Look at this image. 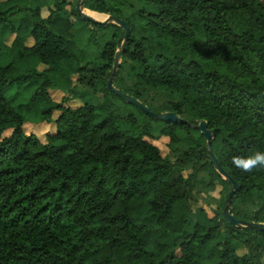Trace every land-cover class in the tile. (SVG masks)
<instances>
[{
    "label": "trees",
    "instance_id": "1",
    "mask_svg": "<svg viewBox=\"0 0 264 264\" xmlns=\"http://www.w3.org/2000/svg\"><path fill=\"white\" fill-rule=\"evenodd\" d=\"M79 1L0 0V264H264V230L224 215L231 183L194 127L208 122L211 148L239 183L232 212L264 222V167L233 164L264 151V1L145 0L158 11L141 10L137 24L121 15L127 0H85L86 12L115 15L131 29L115 85L189 122L139 109L143 127L134 114L115 115L107 85L123 28L107 23L118 29L100 62L81 63L73 15L88 20ZM145 39L169 54H151ZM16 84L25 92L18 104L8 98ZM78 87L104 104L78 105ZM43 122L56 126L46 138L25 130ZM159 136L180 146L173 159L154 143ZM218 180L229 188L212 216L195 189Z\"/></svg>",
    "mask_w": 264,
    "mask_h": 264
},
{
    "label": "rangeland",
    "instance_id": "2",
    "mask_svg": "<svg viewBox=\"0 0 264 264\" xmlns=\"http://www.w3.org/2000/svg\"><path fill=\"white\" fill-rule=\"evenodd\" d=\"M69 1H71L72 3L75 2V0H69ZM143 9H145L147 11H151V12H153V11L157 12L158 11L157 6L149 4L145 0H127L126 4L121 6V10H122L121 15H122V17L128 19L129 21L139 24V21L137 20V18L141 15L140 11ZM48 14H49V8L45 7L43 9V15L47 16ZM107 17L108 16H106L105 18H104V16L101 18L100 17H97V18H100V20L105 21ZM73 20L75 21V24H76V26L74 28L75 30L73 31L77 37L76 52H77V55L79 56V58L81 60V63L84 64V62H85V63H89L91 65L98 64L100 62L99 53H100L102 46L105 42V38H107V36L113 34L118 29L117 26L114 24H110V25L105 24L104 27H98V26H95L92 21L90 23L89 22L90 20H88V21L82 20L78 15H73ZM111 23H114V22H111ZM93 31H96L95 35H92ZM136 36L138 38H140V37L149 38L150 34L148 32H145V31H139L136 33ZM12 40H13V37L11 38V41ZM155 41L157 42V40H155ZM145 45L151 54H163V55L169 54L168 50L165 48L164 49H151L150 48L151 42L147 39H145ZM120 62H122V59ZM77 80H78L77 78H74L75 83L77 82ZM119 84H120L119 80H117L116 86L119 87ZM51 93L57 99H61L64 95L63 94L64 92L56 91V90H53ZM75 95L78 96L77 102L79 104H83L84 102H88V103L95 105V106H101L102 104H104L103 96L100 93H96L91 88L78 87L75 90ZM8 98L12 99V101L15 104H18L19 102H21L25 99V92L23 91V88L17 86V84L12 85L8 90ZM111 99L113 101V104L116 107L115 112H114L116 116H118L122 119H129L128 116L130 114H134L137 116V121H136L137 125L139 124L140 127H143L145 125L144 116H145V113H147V112L141 110V111L145 112V113H141L139 111V109H140L139 107H137L136 105H134L130 102L125 101L124 99H122L119 96L111 97ZM142 102H144L148 106L151 105L154 109H157V110H161L163 107V104H161L160 107H156V105L153 106L154 100L152 98H150V96H145V98L143 99ZM168 111H170V110H168ZM168 111H163L161 113L168 112ZM58 114H59V112L55 113L56 116ZM45 125H46V128L48 127V129L45 128ZM121 126L123 128H126V129H128V128L134 129V126H132V125H121ZM24 127H25L26 131H28L29 133L34 132L36 135H38L39 138L40 137L46 138V135L48 133L56 131V126L54 123L47 124L46 122H43L42 125L37 124V123H27ZM43 129H46V131ZM137 130H139V127H137ZM182 132H184V131H182ZM197 135H198V133H195L196 137H197ZM161 137L155 139L154 143L160 147L163 157L173 159L174 158V149H176L177 147H180V146L179 145H173V148L171 149L168 146V138L165 137L163 140V139H161ZM206 179H208V181H209V176ZM228 188L229 187L227 186V184L223 180H218L215 183V189L212 186H206L205 183L199 182L197 184L196 189H195V194L199 200V204L206 206V208L210 212V215L213 216L214 215V209L218 206H221V204L223 203V199H224L225 195L227 194ZM221 194H222V196L220 197Z\"/></svg>",
    "mask_w": 264,
    "mask_h": 264
},
{
    "label": "water",
    "instance_id": "3",
    "mask_svg": "<svg viewBox=\"0 0 264 264\" xmlns=\"http://www.w3.org/2000/svg\"><path fill=\"white\" fill-rule=\"evenodd\" d=\"M84 4H85V0H80L78 5H77V9L81 15L82 18L93 21V22H100V23H104L107 24L109 22H114L117 25L121 26L124 30V41L122 44V48L117 50L116 54H115V59H114V63H113V69H112V73L111 76L108 80V88L115 93L117 96L121 97L122 99L136 105L137 107H139L141 110L147 112L148 114L159 118L162 121H166V122H172V123H189L187 120H185L183 117L179 116L178 114H176V112L174 111H168V112H164V113H156L155 111H153L151 109L150 106H148L147 104H145L144 102H142L141 99H139L138 97H136L133 94L127 93L125 91H123L121 88L117 87L114 83V79H115V74L118 71L119 67H120V61L122 59V55H123V50L126 47V43L130 37V32L131 29L130 27L127 25V23L115 16V15H110L107 14L108 17L106 18L105 21L102 20H98L96 18H94L92 15L88 14L85 11L84 8ZM195 128L199 129L201 131V133L206 137L207 139V146H208V156L210 158V160L213 162L214 166L216 167L217 171L228 181L231 183V189L229 191V195L226 199V205L225 208L223 210L224 215L229 219V221L236 225V226H241V225H245V226H251V227H256L259 229L264 230V222L262 223H250V222H246L244 220L238 219L235 214L232 212L231 208H230V203L232 200L233 195L235 194V192L238 190L239 188V183L238 181L232 176L230 175L222 166V164L220 163L217 155L215 154V152L213 151V149L211 148V142H212V138L214 136V132L212 129H210L208 127V122L205 120H202L199 124L194 125Z\"/></svg>",
    "mask_w": 264,
    "mask_h": 264
},
{
    "label": "clouds",
    "instance_id": "4",
    "mask_svg": "<svg viewBox=\"0 0 264 264\" xmlns=\"http://www.w3.org/2000/svg\"><path fill=\"white\" fill-rule=\"evenodd\" d=\"M233 164L245 171H248L255 166L264 167V151L255 152L247 157H236L233 159Z\"/></svg>",
    "mask_w": 264,
    "mask_h": 264
},
{
    "label": "crops",
    "instance_id": "5",
    "mask_svg": "<svg viewBox=\"0 0 264 264\" xmlns=\"http://www.w3.org/2000/svg\"><path fill=\"white\" fill-rule=\"evenodd\" d=\"M91 14V13H90ZM94 18H96L95 17V15L97 16V15H103L104 16V18L106 17V16H108V15H104V14H91ZM96 19H98V20H100V18H96ZM77 103H75L74 105H76ZM78 105H79V103H78ZM40 125H42V124H40ZM44 125V124H43ZM43 127V126H42ZM44 128V127H43ZM45 128H46V125H45ZM46 129H48V128H46ZM46 129H43V130H45L46 131Z\"/></svg>",
    "mask_w": 264,
    "mask_h": 264
},
{
    "label": "bare ground",
    "instance_id": "6",
    "mask_svg": "<svg viewBox=\"0 0 264 264\" xmlns=\"http://www.w3.org/2000/svg\"><path fill=\"white\" fill-rule=\"evenodd\" d=\"M88 13V12H87ZM88 14H90V13H88ZM91 15V14H90ZM96 17V16H95ZM97 18V17H96Z\"/></svg>",
    "mask_w": 264,
    "mask_h": 264
}]
</instances>
